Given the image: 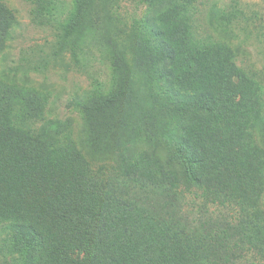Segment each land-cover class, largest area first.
Returning <instances> with one entry per match:
<instances>
[{
	"label": "trees",
	"instance_id": "1",
	"mask_svg": "<svg viewBox=\"0 0 264 264\" xmlns=\"http://www.w3.org/2000/svg\"><path fill=\"white\" fill-rule=\"evenodd\" d=\"M197 2L175 0L156 19L165 101L169 111L192 118L179 120L182 136L176 139L174 131L161 130L175 150L141 147L113 167L116 179L134 185L138 202L113 195L110 168L93 170L79 139L60 125L51 133L52 124L44 125L47 100L33 109L28 88L6 81L1 60L18 18L0 0V257L10 256L14 264H239L223 255L233 251L231 245L205 246L193 230L178 228L173 216L162 218L167 229L159 235L151 223L158 228L162 222L153 209L172 208L162 197L169 193L234 204L239 222L261 229L254 247L264 255V148L257 132L264 120V81L238 63L230 44L199 33ZM33 3L35 17L56 20L54 0ZM74 18L70 14L61 24V38L75 33ZM112 79L106 92L75 102L87 120L105 123L117 112L128 83L118 90ZM141 102L128 105L149 115L143 111L149 102ZM133 136L150 139L139 131Z\"/></svg>",
	"mask_w": 264,
	"mask_h": 264
},
{
	"label": "rangeland",
	"instance_id": "2",
	"mask_svg": "<svg viewBox=\"0 0 264 264\" xmlns=\"http://www.w3.org/2000/svg\"><path fill=\"white\" fill-rule=\"evenodd\" d=\"M4 2L18 18V26L1 60L6 81L28 88L29 98L35 99L33 109L47 100L44 125L52 124L51 133L60 125L62 131L79 139L93 170L103 165L110 168L113 195L141 201L132 183L114 177L113 167L141 147L165 154L175 150L171 141L162 138L161 130L166 128L171 134L174 131L176 139L175 136H182L179 120L192 118L169 111L163 92L167 80L159 76L164 65L154 45L157 36L160 37L156 19L175 0H54L56 20L35 17L33 0ZM196 5L199 33L230 44L236 55L238 52V63L258 72L264 81V0H198ZM70 14L75 15L76 31L63 39L61 24ZM151 62L154 66H150ZM113 77L118 90L128 83L121 93L117 112L105 123L101 119L87 120L75 102L84 101L97 90L106 92ZM135 99L149 102L143 110L149 115H141L129 107ZM111 120L116 122L111 124ZM136 131L148 134V142L134 138ZM257 132L264 148V120ZM162 197L169 200L165 205L173 207H154L153 212L156 210L162 223L158 228L153 222L151 226L159 235L166 234L167 229L162 218L173 216L179 221L178 228L193 230L205 246L231 245L233 251L223 253L231 257L229 260L264 264V255L257 254L254 247L257 239L262 238L261 229L251 222H239L234 204L224 207L220 204L223 197L214 196L217 198L214 202L195 194L169 193V197ZM113 209L111 204L107 210ZM237 223L248 228L243 231L246 235ZM6 259L0 257V264H14L10 258ZM208 260L212 261V255Z\"/></svg>",
	"mask_w": 264,
	"mask_h": 264
}]
</instances>
